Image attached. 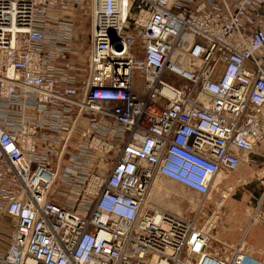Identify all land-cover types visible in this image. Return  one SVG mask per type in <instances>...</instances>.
<instances>
[{
	"label": "built area",
	"instance_id": "2783aa9c",
	"mask_svg": "<svg viewBox=\"0 0 264 264\" xmlns=\"http://www.w3.org/2000/svg\"><path fill=\"white\" fill-rule=\"evenodd\" d=\"M262 142L264 0H0V264H264L145 203L158 177L211 195Z\"/></svg>",
	"mask_w": 264,
	"mask_h": 264
},
{
	"label": "rangeland",
	"instance_id": "374dc122",
	"mask_svg": "<svg viewBox=\"0 0 264 264\" xmlns=\"http://www.w3.org/2000/svg\"><path fill=\"white\" fill-rule=\"evenodd\" d=\"M75 36L81 44L79 53L75 55V60L84 67L86 63V49L89 40L90 14L83 4L76 6L74 12ZM83 125L79 126L78 132L72 139L74 144L79 137ZM239 172H222L218 180L223 182H236L237 176L247 178L246 165L242 164ZM214 188L211 195H203L188 186L167 177H158L153 180L146 193L147 206H159L173 212L197 219L198 223L204 224L215 219L211 227L212 242L214 248L230 250L232 246L242 245L264 258V224L251 221L250 214L246 210L249 203L259 197L263 192V186L251 188L250 184L240 185L236 193L226 201H219L218 190ZM217 199V200H216ZM12 228L10 216L4 214L0 225V246L1 251L8 244L9 234Z\"/></svg>",
	"mask_w": 264,
	"mask_h": 264
},
{
	"label": "crops",
	"instance_id": "0c3cea01",
	"mask_svg": "<svg viewBox=\"0 0 264 264\" xmlns=\"http://www.w3.org/2000/svg\"><path fill=\"white\" fill-rule=\"evenodd\" d=\"M254 156L257 158V163L247 164L246 172L249 177L248 184H250L251 188L256 189L257 186H263L259 179L264 176V142L256 147Z\"/></svg>",
	"mask_w": 264,
	"mask_h": 264
},
{
	"label": "bare ground",
	"instance_id": "6f19581e",
	"mask_svg": "<svg viewBox=\"0 0 264 264\" xmlns=\"http://www.w3.org/2000/svg\"><path fill=\"white\" fill-rule=\"evenodd\" d=\"M186 65H189V64H186ZM242 164H245V165H247L248 163H242ZM241 164V165H242ZM241 167V166H240ZM240 169V168H239ZM235 172H239L238 170L237 171H235ZM226 173H233V172H226ZM221 174V173H220ZM218 177H219V175H218ZM222 181H223V179L222 180H220V183L218 184V183H215L214 184V188H216V187H219V186H222ZM230 198V196H228L227 198H226V201L228 200ZM249 249V248H248ZM250 250V249H249Z\"/></svg>",
	"mask_w": 264,
	"mask_h": 264
}]
</instances>
